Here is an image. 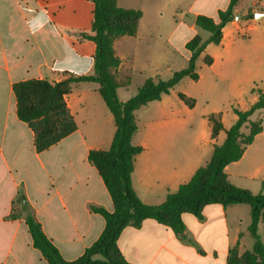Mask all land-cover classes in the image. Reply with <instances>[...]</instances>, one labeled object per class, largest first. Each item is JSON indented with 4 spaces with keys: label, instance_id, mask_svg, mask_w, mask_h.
Returning <instances> with one entry per match:
<instances>
[{
    "label": "crops",
    "instance_id": "1",
    "mask_svg": "<svg viewBox=\"0 0 264 264\" xmlns=\"http://www.w3.org/2000/svg\"><path fill=\"white\" fill-rule=\"evenodd\" d=\"M230 2L118 0V7L142 12L137 36L120 37L114 43L121 60L118 76L131 78L129 86L117 90L119 99L126 102L135 93L131 88L134 61L143 52L125 53L132 39L133 45H139L143 35L157 37L144 50L156 59L146 62L143 73L146 80H167L187 68L171 66V60L180 53L189 62L186 45L201 35L196 18L219 22V12ZM93 11L89 0H0V264H48L33 245L28 212L17 203L20 195L68 262L79 259L105 229L104 217L93 208L114 211L111 195L88 159L91 151H108L116 132L99 85L80 83L65 96L77 130L42 152L36 149L33 130L17 115L13 90L14 84L32 79L61 82L71 75H92L96 45L80 34H91ZM159 20L176 21L165 31ZM205 51L213 62L206 65V56L202 62L197 60L198 81L185 77L170 94L136 112L139 129L133 144L143 151L136 158L132 184L146 205L164 203L169 193L178 191L211 160L215 145L226 139L224 131L213 138L211 114L199 117L195 108L179 99V93L197 98L182 87L187 79L207 88L209 96L220 84L235 93L242 89L241 95L255 83H264V0H242L234 20L223 29L222 42L216 48L209 44ZM164 70L167 76L162 75ZM223 125L232 126L224 120ZM263 134L257 135L241 160L225 169L233 185L254 194L264 193V148L255 147ZM183 221V235L152 219L137 228L127 227L119 237V250L130 264H228L231 249L238 246L242 256L253 248L249 205L213 204L204 209L202 219L185 214ZM259 234L264 244V215Z\"/></svg>",
    "mask_w": 264,
    "mask_h": 264
},
{
    "label": "trees",
    "instance_id": "2",
    "mask_svg": "<svg viewBox=\"0 0 264 264\" xmlns=\"http://www.w3.org/2000/svg\"><path fill=\"white\" fill-rule=\"evenodd\" d=\"M89 1L94 5L91 34L81 33L80 38L96 45L94 73L88 76L71 75L61 82L47 79L22 81L14 84L13 90L17 100V115L33 130L36 149L42 152L77 130L65 96L73 92L80 83L99 85V93L115 119L116 132L108 151H91L88 159L102 177L113 200L114 211L93 208L94 212L104 217L105 229L79 259L68 262L43 232L41 224L30 212L25 196L20 195L17 203L22 204L23 209L28 212L26 224L34 247L48 264H130L118 247L119 237L127 227L137 228L146 220L152 219L170 227L177 235H183L185 214L202 219L203 211L209 205H249V232L253 238V248L242 256L238 253V246L231 249L228 264H264V244L259 234V223L264 215V193L254 194L236 187L225 172L228 165L242 159L257 135L264 131L262 121L250 120L256 112L264 111V89L258 90V99L248 110L234 109L237 121L229 129L224 128L221 113L208 116L213 126V138L224 131V143L215 145L211 160L199 168L192 179L181 185L178 191L169 193L164 203L155 206L144 204L132 184L136 158L143 151L133 144V138L139 129L136 112L170 94L185 77L198 81L197 60L209 44L219 45L222 42L223 29L234 20L235 10L242 0H231L229 7L219 12V22L206 16H198L197 27L207 31L210 38L203 42L200 36H195L187 43L186 48L191 52L187 68L175 72L167 80L147 79L137 95L126 102L119 99L117 90L122 86H129L131 78L121 80L118 76L121 60L116 55L114 43L120 37L137 36L142 12L120 8L118 0ZM249 17H253V14L250 13ZM212 62V58L206 56L205 64L210 66ZM178 97L189 108L195 107L196 101L193 98L182 93ZM249 124L250 133L244 134L242 129Z\"/></svg>",
    "mask_w": 264,
    "mask_h": 264
},
{
    "label": "rangeland",
    "instance_id": "3",
    "mask_svg": "<svg viewBox=\"0 0 264 264\" xmlns=\"http://www.w3.org/2000/svg\"><path fill=\"white\" fill-rule=\"evenodd\" d=\"M243 6V4H242ZM161 22V27L163 30L168 31L170 29V26L174 24L176 20H159ZM152 28V27H151ZM201 32L200 37L202 39H208L210 37V34L203 30L199 29ZM154 38H151V35H143V41H141V44H134L133 45V39L130 45H127L125 48V53H134L135 51L143 52L139 57H137L134 61V73H133V84H132V90L135 91L133 96H130L131 98L137 95L139 89L143 86L146 77L143 73L144 67L146 62H149L151 60L156 59L155 57H152L150 55H147L144 53V50L146 48H150L154 41L156 40V36H153ZM206 42V41H203ZM165 43V42H164ZM167 44V43H166ZM148 45V46H147ZM211 48H216V45L210 44ZM150 46V47H149ZM185 51H187V48H185ZM206 55H209L207 51H205L199 58L198 62L204 61V58ZM171 66H173L174 63H176V67L183 69V67H187L188 61L185 56L181 55L179 53L178 57H173L171 60ZM131 66V64H130ZM168 71H165L162 73L163 76H167ZM188 83H184L182 86L187 92H194L197 94V98L195 99V112L199 117L214 114V113H221L222 118L224 120V123L227 127H230L232 123H234L235 118L237 117L234 113V109H238L241 111L248 110L251 105H253L257 100L254 101V97L258 99V90L264 89V83L257 82L253 85V88L251 90H244L245 92L240 95V93L243 91L242 89H239L236 93L233 88H226L219 85L218 88L210 90L212 93L211 96L208 95V89L204 86H199L196 83H193L191 80L187 79ZM181 87V89H183ZM255 89L256 92L253 94L251 91ZM240 95V96H239ZM130 98V99H131ZM193 108V109H194ZM251 122L256 121H262L264 126V111L256 112L251 118ZM250 124L242 129V132L244 134L250 133ZM260 138V139H259ZM255 143V147L258 148H264V134L260 136ZM251 240V239H250Z\"/></svg>",
    "mask_w": 264,
    "mask_h": 264
},
{
    "label": "water",
    "instance_id": "4",
    "mask_svg": "<svg viewBox=\"0 0 264 264\" xmlns=\"http://www.w3.org/2000/svg\"><path fill=\"white\" fill-rule=\"evenodd\" d=\"M236 17L238 18V17H239V15H236Z\"/></svg>",
    "mask_w": 264,
    "mask_h": 264
}]
</instances>
